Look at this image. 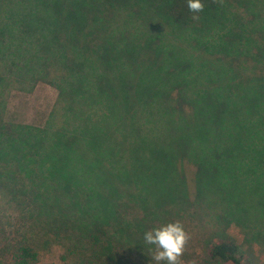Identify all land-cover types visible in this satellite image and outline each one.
I'll use <instances>...</instances> for the list:
<instances>
[{"label": "trees", "instance_id": "trees-1", "mask_svg": "<svg viewBox=\"0 0 264 264\" xmlns=\"http://www.w3.org/2000/svg\"><path fill=\"white\" fill-rule=\"evenodd\" d=\"M202 3L194 20L187 0H0V93L44 78L58 91L44 126L10 124L0 98V187L28 222L12 224L18 238L0 246V264H38L52 245L63 248L61 264H124L121 234L145 246L141 221L118 215L128 198L146 216L195 208L252 240L264 234V0ZM177 106L176 136L145 147L123 130L154 126L156 110ZM145 151L192 165L194 193L182 169L144 195L142 171L128 166L150 169ZM204 251L251 264L229 236H210Z\"/></svg>", "mask_w": 264, "mask_h": 264}, {"label": "rangeland", "instance_id": "rangeland-1", "mask_svg": "<svg viewBox=\"0 0 264 264\" xmlns=\"http://www.w3.org/2000/svg\"><path fill=\"white\" fill-rule=\"evenodd\" d=\"M123 13H125L123 10L120 11V14ZM98 76V73L94 74L91 79L89 78V82L91 83L92 81L96 85L99 79ZM95 78L98 79L96 80ZM174 83L180 85L178 81H174ZM144 85L145 83L143 86ZM170 85L171 83H167V87L164 88L166 89L165 92L169 93L168 88ZM143 92L144 94L150 96L155 91L151 90V86L145 85ZM177 92L179 91L175 88L170 92L169 97L177 98ZM181 93L184 94V91L181 90ZM57 94V89H55V87H53L45 78L31 82H24L23 84L10 83L7 87L3 88L2 92L0 93V98L4 99L3 113L5 118L10 124L19 123L44 126L46 125V122H48L47 120L49 118L51 109L55 104ZM96 95H98L97 97H101L102 94L98 90ZM165 109L169 110L170 112H167ZM165 109L159 108L156 110L160 121L154 124V126H151L147 121L146 123L143 122L140 125L127 124L125 127H123V130H126L129 136L135 137L133 141L136 145H143L145 147H148L151 143H153L158 135L167 133L170 129H172L170 132L171 135L176 136L180 124V108L177 106L175 110L166 107ZM114 139L116 140V137ZM175 151L176 150H173L172 153H175ZM148 157H150V155L147 151H145L143 153V160L146 163H148V161L150 162V169L140 167L136 164H130V166H128V168L142 171V178L137 180L144 195L147 194L148 190H150L154 185L162 181L172 170L182 172L183 169L182 162L179 160H173L170 164H168L155 158V156L151 160ZM19 158L20 156L14 160H18ZM165 169L168 170L166 171ZM19 172L20 176H22L20 169L17 171V173ZM183 176L185 189L187 188L190 194L194 193V168L192 165L186 163L183 169ZM23 177L27 183L31 184L32 178H30L29 175L25 173L23 174ZM25 185L28 188V185ZM7 197L8 196H5L3 193V186L2 188L0 187V246L4 245L5 242L7 244V241L9 240L12 241L14 238H18L15 236V233L20 230H17V228L15 229L12 224L17 223L20 225V223L26 222V210H24L22 216L15 213V208ZM193 198L190 197L189 200H192ZM126 199L127 198H123V200ZM128 199L127 205L123 204V211H120L118 215L121 216L120 219L127 223L133 222L137 219L140 220L142 226L144 225L143 233L146 230L152 229L153 227L159 226L169 221L179 220L184 224L185 229L190 234L191 238L186 245L185 253L181 258V264H219L218 262L210 260L204 251L205 243L209 237L214 235L218 236L219 234L232 237L236 241L240 242L245 248L246 253L251 260V264H264V234L257 240H252L251 237L245 234V231L234 221L229 222V224H227L225 227L220 225V223L218 224L216 216L214 214H210L213 212L214 208L218 207V205L206 210V212L214 216L215 219H212L213 217L211 219H208V217H203V213L196 211L195 208L193 209L192 214V210L190 208L178 212L177 208L166 209L163 207V209H166V215L164 217H157V215L155 216L151 214L146 216V212L141 209V205L135 202L132 198ZM186 213L192 215L188 216ZM27 223L28 222H26V224ZM21 228V230H24L22 226ZM120 241L124 242L122 251L119 253L120 262L124 264H147V260L151 255L150 249H155L154 245L150 246L145 244L144 250L131 248L132 244L130 242H126L125 236L122 234L120 235ZM125 243H127V245ZM62 252L63 248L61 246H49L46 250L40 252L38 264H59L60 261L58 256H60ZM153 264H155V262H153ZM161 264H163V262H161Z\"/></svg>", "mask_w": 264, "mask_h": 264}, {"label": "clouds", "instance_id": "clouds-1", "mask_svg": "<svg viewBox=\"0 0 264 264\" xmlns=\"http://www.w3.org/2000/svg\"><path fill=\"white\" fill-rule=\"evenodd\" d=\"M187 7L192 12L193 19H199L196 15L203 11L205 5L202 0H187ZM190 234L185 229L184 224L179 221H169L143 233L145 245H154L155 249L151 250V255L147 264H181L186 245L190 240Z\"/></svg>", "mask_w": 264, "mask_h": 264}]
</instances>
